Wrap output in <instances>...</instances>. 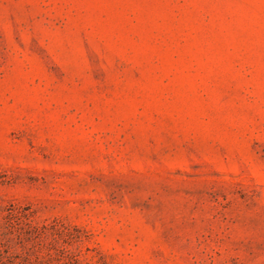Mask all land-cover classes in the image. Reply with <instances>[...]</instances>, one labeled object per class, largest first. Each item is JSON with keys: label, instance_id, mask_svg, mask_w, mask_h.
<instances>
[{"label": "rangeland", "instance_id": "rangeland-1", "mask_svg": "<svg viewBox=\"0 0 264 264\" xmlns=\"http://www.w3.org/2000/svg\"><path fill=\"white\" fill-rule=\"evenodd\" d=\"M0 230L12 264H264V0H0Z\"/></svg>", "mask_w": 264, "mask_h": 264}, {"label": "trees", "instance_id": "trees-1", "mask_svg": "<svg viewBox=\"0 0 264 264\" xmlns=\"http://www.w3.org/2000/svg\"><path fill=\"white\" fill-rule=\"evenodd\" d=\"M37 227L32 226V231H36ZM4 235V234H3ZM11 255H9L7 247L5 246L4 237H2L0 230V264H12Z\"/></svg>", "mask_w": 264, "mask_h": 264}]
</instances>
